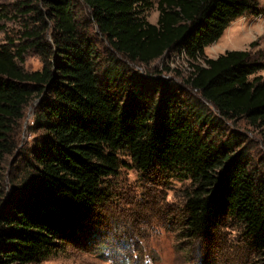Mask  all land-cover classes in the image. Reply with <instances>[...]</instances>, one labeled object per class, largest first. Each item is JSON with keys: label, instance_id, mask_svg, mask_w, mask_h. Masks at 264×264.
<instances>
[{"label": "trees", "instance_id": "1", "mask_svg": "<svg viewBox=\"0 0 264 264\" xmlns=\"http://www.w3.org/2000/svg\"><path fill=\"white\" fill-rule=\"evenodd\" d=\"M15 1L23 32L0 44V264L36 263L76 237L110 264H147L139 240L117 233L96 243L98 230L86 226L114 197L122 168L186 184L181 238L207 242L233 224L253 264H264V178L244 135L221 131L241 121L264 142V78L255 76L264 55H205L232 21L260 13L254 0ZM153 5L156 24L146 19ZM29 52L40 70L25 69ZM168 53L187 62L184 92L177 69L156 80L119 60L148 67ZM33 104L36 137L22 145Z\"/></svg>", "mask_w": 264, "mask_h": 264}, {"label": "rangeland", "instance_id": "2", "mask_svg": "<svg viewBox=\"0 0 264 264\" xmlns=\"http://www.w3.org/2000/svg\"><path fill=\"white\" fill-rule=\"evenodd\" d=\"M254 2L260 13L258 15L245 13L232 21L220 39L205 49L208 58H216L226 51L234 50L249 51L253 56L258 53L264 55V0H254ZM15 4V0H0V12H7L9 18L0 22V26L4 27L0 32V44L5 43L7 37L18 42L23 32L25 22L13 16ZM155 7L156 5H153L146 12V19L151 24H156L158 18ZM250 44L253 46L251 47ZM119 60L134 72L144 75L148 72L153 73L156 75L154 76L156 80L159 75L156 71H164L167 66L177 69L181 76L176 75L172 78L174 86L181 91L186 88L184 81L188 77L187 62L173 53L166 54L148 67H139L123 58ZM24 67L27 71H37L41 69V63L36 55L29 52L25 56ZM255 76L264 78V69ZM167 77L169 78L170 75ZM33 110L34 104L25 109L21 132L22 145L27 143L31 145L36 137V133L29 132L28 129L32 124ZM211 110L214 112L212 108ZM222 126V132L225 130L228 134L238 131L244 135L243 143L250 153L253 166L264 178V142L256 137L244 122L238 121L234 124L225 121ZM121 159L129 162L126 156L122 155ZM110 182L114 185V197L106 205L94 211L99 214L97 224L93 223L92 219L85 221L89 230L95 227L98 230L96 243L112 238L117 233L129 242L139 240L141 246L136 245V249L141 256H147L151 264H253L254 261L256 262L257 256L244 242L239 228L233 224L222 227L207 242L195 240L190 243L180 237L177 222L182 206L180 195L185 183L160 174H140L129 168H122L119 175ZM89 221L90 224L87 223ZM75 241L74 244H67L58 254L33 264H110L103 260L94 248L85 247L80 238L76 237ZM123 246L125 247L126 244ZM139 258L141 257L137 260Z\"/></svg>", "mask_w": 264, "mask_h": 264}]
</instances>
